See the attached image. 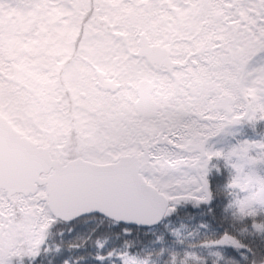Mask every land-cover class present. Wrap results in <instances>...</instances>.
Returning a JSON list of instances; mask_svg holds the SVG:
<instances>
[{
    "label": "snow or ice",
    "instance_id": "6c2138e0",
    "mask_svg": "<svg viewBox=\"0 0 264 264\" xmlns=\"http://www.w3.org/2000/svg\"><path fill=\"white\" fill-rule=\"evenodd\" d=\"M0 264H264V0H0Z\"/></svg>",
    "mask_w": 264,
    "mask_h": 264
}]
</instances>
